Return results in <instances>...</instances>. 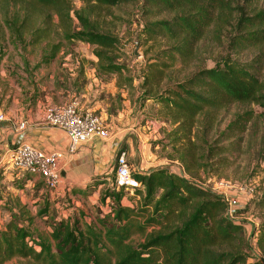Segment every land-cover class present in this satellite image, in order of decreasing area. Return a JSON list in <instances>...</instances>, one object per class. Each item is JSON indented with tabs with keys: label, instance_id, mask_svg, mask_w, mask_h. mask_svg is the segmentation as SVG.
I'll return each instance as SVG.
<instances>
[{
	"label": "trees",
	"instance_id": "trees-1",
	"mask_svg": "<svg viewBox=\"0 0 264 264\" xmlns=\"http://www.w3.org/2000/svg\"><path fill=\"white\" fill-rule=\"evenodd\" d=\"M80 1L83 6L77 10L72 0H0V3L12 2L18 7L12 15L4 16L14 45L46 43L35 67L55 60L64 41H80L93 46L98 76L115 74L118 86L131 90L135 89L137 78L132 68L120 61L121 40L97 9L128 5L143 14L165 11L172 16L147 22L143 27V34L149 39L163 37L172 44L158 53L155 62L146 65L142 78L145 94H155L169 109L174 123L190 126L198 116H205L206 125L207 110L216 111L231 104L256 105L264 111V80L259 77L257 67L234 57L246 49H254L260 53L258 58H264V9L258 6L264 0ZM155 7L158 9L154 10ZM49 12L59 16L58 43L53 41L55 30ZM213 25V40L223 48L215 64L201 67L183 79L168 75L177 60L188 63L195 59L197 47ZM3 52L0 49V65ZM163 81L166 83L162 84ZM259 120L253 112H245L237 116L233 127L245 128L250 123L258 124ZM204 127V132L209 129L208 125ZM206 146L207 158L219 153L214 152L213 146ZM192 147L187 157L195 159L196 146ZM197 166L206 167L200 163ZM30 176L24 174V178ZM135 177L141 182V187L135 190L140 195V205H124L123 189L107 190L101 197L103 203L110 199L106 214L92 223L85 222L82 214L76 219L49 218L51 230L46 235L32 230L34 218L28 212H15L8 206L11 217L0 225V264L14 258L29 259L32 264H264V256L249 260L253 248L245 228L230 217L229 204L222 195L166 167ZM74 191L76 195L84 193L81 189ZM45 202L38 212L41 216L49 213L50 204ZM258 205L264 207V196ZM151 226L161 228L148 232ZM134 234L143 236L144 241L134 244L131 241ZM257 244L264 253V222Z\"/></svg>",
	"mask_w": 264,
	"mask_h": 264
},
{
	"label": "rangeland",
	"instance_id": "rangeland-1",
	"mask_svg": "<svg viewBox=\"0 0 264 264\" xmlns=\"http://www.w3.org/2000/svg\"><path fill=\"white\" fill-rule=\"evenodd\" d=\"M71 4L76 10L83 6L80 0H72ZM258 6L264 9V1ZM16 7L12 2L5 5L0 3V49L4 51L0 65V112L7 116L9 122L17 119L26 121L30 117L35 119L39 113H45L52 105L78 101L85 108L93 109L102 115L109 124L113 120L112 130H127L132 135L131 145L126 144L124 148L129 153L126 158L132 166L134 176L147 173L140 170L142 167L145 170L166 167L171 172L189 177L204 187L227 192L232 196L233 202L239 199L237 206L229 205L230 217L245 228L253 248L249 253V260H258L264 256L257 244L259 229L264 222V207L258 205L264 196L263 109L256 105L231 104L220 110H207L206 115L209 118L206 125L209 129L204 132L205 116H198L191 126L174 123L165 104L156 99L155 94L147 96L142 88L146 65L155 62L161 50L172 46L171 42L163 37L149 39L143 34V27L147 22H155L172 15L165 11L143 14L136 7L128 5L121 8L97 9L106 25L113 29L121 40L120 61L131 67L132 74L137 78L135 89L131 90L120 88L115 74L98 76V59L93 53V46L80 41H64L62 51L55 60L48 65L35 67L41 61L47 45L43 43L26 47L13 44L10 32L4 24V16L12 15ZM49 15L55 30L53 41L58 43L61 40L59 16L54 12H49ZM214 28L215 25L209 29L197 47L195 59L188 63L177 60L168 75L183 79L201 67H212L215 64L223 48L213 40ZM136 41L140 44V57L135 55ZM259 54L258 50L246 49L234 57L256 66L259 77L264 80V58H258ZM113 83L117 88L114 94L111 91ZM164 83L166 81L162 82ZM94 99L107 105L105 114L94 109ZM245 112H253L260 119L258 124L250 123L245 128H234V120ZM117 118L120 121H117ZM205 144L213 146L214 152L219 153L213 158H207L209 148H205ZM192 146H196L193 154L195 159L187 157L188 149ZM131 147L135 149V153ZM198 163L205 164L206 167H199ZM115 166L108 173L85 185L86 189H74L84 191L77 195L74 190L60 195L58 191H50L42 180H37L34 188H25L19 193L18 198L23 201L11 206L15 212H28L29 216L34 218L32 230L45 235L51 230L49 218L76 219L82 214L85 222H95L110 210V199L103 203L101 197L107 190L114 189ZM187 167H190V171ZM11 172L15 179L23 175L14 169ZM220 183H227L228 186L221 187ZM10 184V179L0 181L1 190L10 191L6 189ZM217 191L214 192L220 194ZM123 192L124 205H140V195L135 190ZM45 200L50 204L49 213L41 216L38 212L44 208ZM10 210L8 205L0 207V225L10 219ZM154 228L160 229L161 226H151L148 232H152ZM131 241L139 244L144 241V237L134 234ZM5 264L32 262L29 259L14 258Z\"/></svg>",
	"mask_w": 264,
	"mask_h": 264
},
{
	"label": "crops",
	"instance_id": "crops-1",
	"mask_svg": "<svg viewBox=\"0 0 264 264\" xmlns=\"http://www.w3.org/2000/svg\"><path fill=\"white\" fill-rule=\"evenodd\" d=\"M95 81H97V78H95ZM116 90L117 88L113 83V89H111L113 94ZM93 101H95L93 104L94 109L105 114L107 105L103 104V101L100 100L94 99ZM37 113H39V110ZM116 120L120 121L119 118ZM106 123L109 130V136L107 138L96 137L90 142L79 145L75 151L71 152L69 137L65 132L47 124L45 121V113L41 112L35 119L30 117L26 121L17 119L9 122L7 116H5V121L0 122V181L3 182L5 178L10 179L11 184L6 188L10 191L3 192L0 188L2 195L0 198V207L8 205L15 211L11 205L23 201L18 198L19 193L23 192L25 188H34L37 180L44 182L41 177L31 174L30 178H24V175L16 179L13 178L11 176L12 167L4 158L8 148H13L20 143H29L46 154L55 151L62 152L63 156L60 159L61 186L57 191L61 195V193L72 192L76 188L85 189L84 186L91 183L94 178L103 176L111 169H114L113 166H115L117 156L120 152L123 151L129 154L124 147L126 144L131 145L133 140L132 135L127 130H112L111 125L113 124V120L110 124L107 121ZM131 150L135 153L133 147H131ZM153 169L156 168L152 167L149 170H145L143 167L140 168V170L146 171L147 173ZM20 184L23 185V188L20 187ZM238 202H240L239 199L234 203V206H237L239 204Z\"/></svg>",
	"mask_w": 264,
	"mask_h": 264
},
{
	"label": "built area",
	"instance_id": "built-area-1",
	"mask_svg": "<svg viewBox=\"0 0 264 264\" xmlns=\"http://www.w3.org/2000/svg\"><path fill=\"white\" fill-rule=\"evenodd\" d=\"M3 121H5V115L1 113L0 122ZM45 121L66 133L70 139L71 152L75 151L79 145L90 142L96 137L109 136L105 118L93 109L85 108L78 101L50 106L45 112ZM62 156L60 151L46 154L32 144L20 143L13 148H8L4 158L12 169L23 175L29 173L39 176L50 191H57L61 186L60 159ZM115 167L114 189L136 190L141 187V182L133 175L132 166L125 152L118 154ZM220 186H228V184L220 183ZM219 193L230 206L236 202V200L233 202L232 196H229L227 192Z\"/></svg>",
	"mask_w": 264,
	"mask_h": 264
},
{
	"label": "water",
	"instance_id": "water-1",
	"mask_svg": "<svg viewBox=\"0 0 264 264\" xmlns=\"http://www.w3.org/2000/svg\"><path fill=\"white\" fill-rule=\"evenodd\" d=\"M136 43H137V46H136V49H135V55L137 56V57H140L141 56V54H140V52H139V42L138 41H136Z\"/></svg>",
	"mask_w": 264,
	"mask_h": 264
}]
</instances>
